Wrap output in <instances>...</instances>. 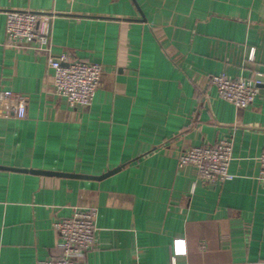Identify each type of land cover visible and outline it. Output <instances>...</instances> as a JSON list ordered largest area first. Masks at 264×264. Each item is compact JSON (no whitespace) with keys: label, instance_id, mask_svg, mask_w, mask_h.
I'll return each instance as SVG.
<instances>
[{"label":"crops","instance_id":"1","mask_svg":"<svg viewBox=\"0 0 264 264\" xmlns=\"http://www.w3.org/2000/svg\"><path fill=\"white\" fill-rule=\"evenodd\" d=\"M25 9L54 13V55L103 67L89 106L54 93L45 51L7 43L5 12ZM220 73L259 78L254 102L221 98ZM4 89L26 115L0 117V264L59 258L52 222L89 207L96 242L77 264H264V0H0ZM222 139L233 179L178 165Z\"/></svg>","mask_w":264,"mask_h":264},{"label":"built area","instance_id":"2","mask_svg":"<svg viewBox=\"0 0 264 264\" xmlns=\"http://www.w3.org/2000/svg\"><path fill=\"white\" fill-rule=\"evenodd\" d=\"M5 15L7 43L14 47L28 43L37 50L45 51L47 64L54 71V93L65 98L72 107L89 106L100 86L103 67L96 62L71 60L65 54L54 55L50 51L49 23L54 13L25 9L7 10ZM210 82L221 98L240 108L254 102L261 84L259 78H229L223 73L212 74ZM25 115L26 97L10 89L1 90L0 117L23 118ZM232 149L233 143L229 139L192 146L179 153L178 165H193L204 183L222 184L234 177L229 172ZM258 160L257 181L264 186V149ZM95 218V208L89 207L75 208L70 216L55 219L52 225L59 236L61 256L57 259H42L37 264H77V259L95 245Z\"/></svg>","mask_w":264,"mask_h":264},{"label":"water","instance_id":"3","mask_svg":"<svg viewBox=\"0 0 264 264\" xmlns=\"http://www.w3.org/2000/svg\"><path fill=\"white\" fill-rule=\"evenodd\" d=\"M117 170H118V168H115L113 170L107 171L106 173H103L102 175H100L98 178H102L104 176H107V175H109V174H111V173H113V172H115ZM35 172L44 173V174H61V173H54L52 171H35ZM77 176L84 177L82 175H77Z\"/></svg>","mask_w":264,"mask_h":264}]
</instances>
